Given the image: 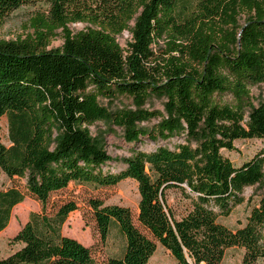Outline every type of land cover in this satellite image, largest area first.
Here are the masks:
<instances>
[{
	"label": "trees",
	"instance_id": "obj_1",
	"mask_svg": "<svg viewBox=\"0 0 264 264\" xmlns=\"http://www.w3.org/2000/svg\"><path fill=\"white\" fill-rule=\"evenodd\" d=\"M46 12L29 21L32 35L0 41V118L9 146L0 143V171L13 185L0 190V232L26 197L40 205L13 238L21 248L0 264H96L91 250L61 229L73 202L48 208L51 194L69 184H137L136 227L129 209L90 202L101 242L112 224L124 239L120 258L105 264H148L157 245L172 264H222L227 250H242L239 264L264 263V149L235 167L221 151L238 140L264 143V102L251 89L264 85V0H0V20L28 4ZM132 23V26L129 25ZM72 24H83L73 34ZM60 31L62 44L46 50ZM129 32L123 50L116 37ZM162 41L159 53L152 45ZM124 96L135 110L110 114L99 99ZM164 100L165 116L142 110ZM159 118L149 139L182 136V144L132 152L117 174L89 127L111 121L126 143L146 133L136 123ZM258 191L245 223H220ZM188 202L176 219L165 192Z\"/></svg>",
	"mask_w": 264,
	"mask_h": 264
},
{
	"label": "rangeland",
	"instance_id": "obj_2",
	"mask_svg": "<svg viewBox=\"0 0 264 264\" xmlns=\"http://www.w3.org/2000/svg\"><path fill=\"white\" fill-rule=\"evenodd\" d=\"M46 12L43 4H28L21 6L11 12L7 17L0 20V41H14L24 39L32 35L29 27V21L38 13ZM132 26V23L129 25ZM83 24H72L68 28L75 34L84 29ZM131 36L125 31L116 37V42L123 50L130 42ZM62 39L60 31H55L49 38L46 50L57 49L61 46ZM162 41L158 40L152 45V50L159 53L162 48ZM253 104L258 105L264 102V85L256 86L251 89ZM99 104L105 107L110 114L120 110H135L132 100L124 96H115L113 98L99 99ZM164 100L161 98H149L141 106L142 110L157 112L165 116ZM159 118H152L144 122L136 123V128L142 130L146 135L136 143H126L123 139V129L114 125L111 121L99 122L89 127V133L99 145L105 150L111 158L104 171L117 174L125 169L122 160L130 157L132 152L149 153L158 147L174 148L182 144V136H176L167 141L151 140L149 135L155 133ZM151 136V135H150ZM153 136H151L152 138ZM0 143L9 146L7 139V122L5 117L0 118ZM235 150L227 152L222 150L221 155L227 158L233 166L238 167L242 163L250 160L255 154L264 149V143L261 140H238L234 142ZM23 186L21 180L10 181L0 171V190H7L13 185ZM257 194L253 188H247L242 193L243 203L233 208L230 215L220 219V223L230 230L241 227L250 212V209L257 201ZM96 200L103 206H120L129 209L132 221L136 227L137 205L139 201L137 184L129 179L123 180L113 187H94L91 185L69 184L64 190L50 195L48 208L55 209L58 206L73 202L76 210L71 212L62 226L63 236L73 238L83 246L91 250L92 259L96 264H105L108 258H120L124 250V239L119 233L117 226L112 224L109 234L104 242H101L97 233L93 212L90 202ZM167 207L172 211L176 219H179L185 212L188 202L182 198L176 189H169L165 192ZM40 205L32 198L26 197L20 204L16 205L10 214L7 227L0 232V260L7 258L17 252L21 245L13 242V238L27 222L31 213H38ZM242 257V250L232 248L226 251L222 264H239ZM172 258L169 253L157 245L155 253L152 255L148 264H172ZM264 264V263H262Z\"/></svg>",
	"mask_w": 264,
	"mask_h": 264
}]
</instances>
